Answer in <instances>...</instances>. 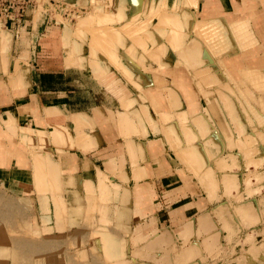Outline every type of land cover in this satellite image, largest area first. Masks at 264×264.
Returning <instances> with one entry per match:
<instances>
[{
	"label": "crops",
	"instance_id": "1",
	"mask_svg": "<svg viewBox=\"0 0 264 264\" xmlns=\"http://www.w3.org/2000/svg\"><path fill=\"white\" fill-rule=\"evenodd\" d=\"M115 1L98 36L34 20L31 12L0 36L6 49L0 55V187L30 201L32 220L51 197L44 188L65 187L68 197L84 198L90 196L85 188L101 187L107 177L126 193L112 194L117 220L104 233V248L121 230L115 244L134 247L120 262L202 264L208 247L218 244L220 225L213 192L188 169L200 162L187 161L198 159L202 134L210 129L205 103L216 98L206 89L211 80L196 72L202 55L213 53L199 42L210 37L215 43L219 70L231 85H263L264 0H184L174 19L161 15L164 24L177 26L178 49L166 41L170 24L149 23L141 0ZM203 25L214 32L194 33ZM68 224L89 228L83 221Z\"/></svg>",
	"mask_w": 264,
	"mask_h": 264
},
{
	"label": "rangeland",
	"instance_id": "2",
	"mask_svg": "<svg viewBox=\"0 0 264 264\" xmlns=\"http://www.w3.org/2000/svg\"><path fill=\"white\" fill-rule=\"evenodd\" d=\"M39 1L37 0V3ZM54 1L68 7L75 6L80 13L71 20L56 16L59 24L74 30L87 28L89 33L95 30L93 33L96 36L106 10L110 9L113 15L116 2L110 0L112 4L108 7L99 4L100 0ZM141 1L140 3H144L143 13H147L146 19L148 18L149 23L153 18H157L158 26L165 25L166 29L171 27V35L166 36V41L171 47L178 49L179 38H174L178 34L177 26L174 29V22L164 24L161 15L170 14L171 20L174 19L173 16H178L184 9V0H170V6L162 4L160 0H151L148 3L147 0ZM187 1L192 5L196 3V0ZM120 2L130 3L131 0ZM185 7L186 18L192 19L191 9L187 5ZM42 11L43 7L38 4L37 8L29 13L34 16V20L43 21ZM121 15L119 11L118 20L122 18ZM83 19H87V22ZM175 21L178 24V21ZM126 26L130 32V23ZM193 28L197 35L202 32L212 33L215 30L211 25H203L200 30L198 26ZM8 29L10 27L0 29L1 38ZM189 34L187 29V38ZM95 39L98 40L97 37ZM170 41L174 42L173 46ZM4 44L2 39L0 55L6 51ZM140 45L144 46V43ZM199 45L213 52L202 55L201 63L196 64L199 66L196 72L203 82L208 83L211 80L206 84V89L213 90L216 100L207 99L205 103L206 106L210 105V115L207 118L211 127H208V132L202 134L203 148L196 152L198 159L188 157L187 161L191 158L200 162L197 165H189L188 169L208 192H213L214 203L219 207L214 213V218L220 225L218 244L214 243L213 247H208L201 262L264 264V84L248 89L236 84L231 85L219 70L221 53L217 51L212 39L206 37ZM196 57L200 58L198 53ZM183 60L195 68L188 57ZM193 73L195 74V71ZM202 87L204 95L209 94L205 86ZM105 180L106 184L101 187L96 183L85 188L91 197L84 198L68 197L65 187L44 188V192L51 197L44 198L43 206H39L36 213V219L32 220L33 209L30 201L13 196L0 187V264H127L126 261L120 262L119 258L122 256V260L128 259L129 248L132 249L134 245L131 247L124 243L120 250V243L115 242L122 240L121 230L118 231L119 237L112 239V245H106L104 248L107 241L104 233L113 231L117 220L116 212L111 214L116 202V197H112V194L118 193L120 189L123 195L126 193L125 186L113 185L107 177ZM212 185L215 186L214 189L211 188ZM223 202L228 205L221 207ZM229 211H232L233 215L231 217L229 214V221L226 223L224 215ZM74 221L88 223L89 228L78 230L69 227L68 223ZM100 245H103V248Z\"/></svg>",
	"mask_w": 264,
	"mask_h": 264
},
{
	"label": "built area",
	"instance_id": "3",
	"mask_svg": "<svg viewBox=\"0 0 264 264\" xmlns=\"http://www.w3.org/2000/svg\"><path fill=\"white\" fill-rule=\"evenodd\" d=\"M38 4L44 9L43 23H57L58 15L71 20L80 14L75 6L68 7L54 0H40L38 3L37 0H0V29L20 22L29 11L37 8Z\"/></svg>",
	"mask_w": 264,
	"mask_h": 264
},
{
	"label": "trees",
	"instance_id": "4",
	"mask_svg": "<svg viewBox=\"0 0 264 264\" xmlns=\"http://www.w3.org/2000/svg\"><path fill=\"white\" fill-rule=\"evenodd\" d=\"M47 77H48V81L50 80V78L52 77V75H47Z\"/></svg>",
	"mask_w": 264,
	"mask_h": 264
}]
</instances>
